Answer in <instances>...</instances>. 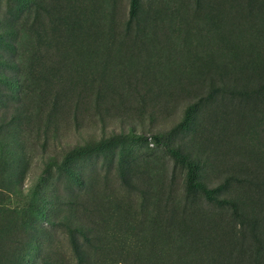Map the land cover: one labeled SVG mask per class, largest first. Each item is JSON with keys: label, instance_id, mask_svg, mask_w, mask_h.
I'll list each match as a JSON object with an SVG mask.
<instances>
[{"label": "rangeland", "instance_id": "374dc122", "mask_svg": "<svg viewBox=\"0 0 264 264\" xmlns=\"http://www.w3.org/2000/svg\"><path fill=\"white\" fill-rule=\"evenodd\" d=\"M0 264H264V0H0Z\"/></svg>", "mask_w": 264, "mask_h": 264}]
</instances>
